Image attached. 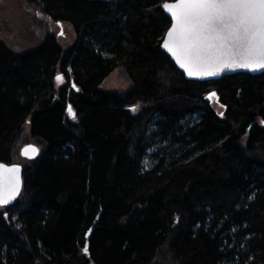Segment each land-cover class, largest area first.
Segmentation results:
<instances>
[{"label":"trees","instance_id":"16d2710c","mask_svg":"<svg viewBox=\"0 0 264 264\" xmlns=\"http://www.w3.org/2000/svg\"><path fill=\"white\" fill-rule=\"evenodd\" d=\"M22 1L74 38L0 40V162L23 168L0 264H264V73L187 80L172 0Z\"/></svg>","mask_w":264,"mask_h":264},{"label":"snow or ice","instance_id":"6c2138e0","mask_svg":"<svg viewBox=\"0 0 264 264\" xmlns=\"http://www.w3.org/2000/svg\"><path fill=\"white\" fill-rule=\"evenodd\" d=\"M163 7L173 23L162 47L189 76H210L226 67L264 69V0H175ZM37 151L31 146L32 154ZM23 154L29 155L27 148ZM18 173V167L0 164V206L18 194ZM83 251L87 254V246Z\"/></svg>","mask_w":264,"mask_h":264},{"label":"rangeland","instance_id":"374dc122","mask_svg":"<svg viewBox=\"0 0 264 264\" xmlns=\"http://www.w3.org/2000/svg\"><path fill=\"white\" fill-rule=\"evenodd\" d=\"M45 25L56 33L61 45L70 43L74 38L73 31L67 26H58L42 17L22 0H0V40L10 49L22 51L33 46L42 36ZM127 87L128 83L122 78L120 70H115L101 85L106 91H123ZM135 109L131 111L138 110L137 107Z\"/></svg>","mask_w":264,"mask_h":264},{"label":"water","instance_id":"95a60500","mask_svg":"<svg viewBox=\"0 0 264 264\" xmlns=\"http://www.w3.org/2000/svg\"><path fill=\"white\" fill-rule=\"evenodd\" d=\"M174 3L175 0H172V1H165L162 5H161V10L162 12L170 19V26L169 28L167 29V31L165 32L164 36H163V39L161 41V44H160V48L161 50L170 58V60L174 63V65L176 66V68L182 72L185 76V78L187 80H191V81H199V82H203V81H212V80H218L220 79L221 77L223 76H227V75H233V74H241V73H247V74H251V75H258V74H261V73H264V69H257V70H250V69H247V68H242V67H226V68H223L221 71L217 72L216 74L214 75H210V76H189L187 74V72L185 71V69L181 68L180 65L176 62L175 58L165 49L162 47L163 43H164V40L166 39V34L168 32V30L172 27V23H173V20H172V17H171V14L165 10V8L163 7V5L165 3ZM212 93H209L206 98L207 99H211L212 97H215V96H212L211 95ZM69 108H71L70 105H68L67 107V113L71 116L72 115V109H71V113L69 111ZM31 146H34L38 151L36 154H32L31 152ZM28 149L29 151V155H24V150L25 149ZM38 152H39V149L36 145L34 144H25L23 145L20 150H19V154H20V157L25 159V160H31V159H34L37 155H38ZM0 164L2 165H5L6 167H12V166H16L19 168V173H18V177H19V181H20V186H19V191H18V194L13 198L11 199L7 204L3 205V206H0V207H9L11 206L15 201L16 199L19 197L20 193H21V190H22V172H23V168H22V165L18 164V163H12V164H6V163H3V162H0ZM5 182L7 181V176L5 175L3 178H2ZM90 235V233L88 232V234L86 235V237L88 238Z\"/></svg>","mask_w":264,"mask_h":264}]
</instances>
